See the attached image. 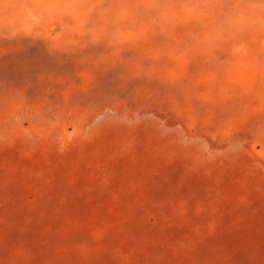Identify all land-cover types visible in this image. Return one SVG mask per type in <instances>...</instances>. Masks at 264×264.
Segmentation results:
<instances>
[{
	"label": "rangeland",
	"instance_id": "374dc122",
	"mask_svg": "<svg viewBox=\"0 0 264 264\" xmlns=\"http://www.w3.org/2000/svg\"><path fill=\"white\" fill-rule=\"evenodd\" d=\"M0 264H264V0H0Z\"/></svg>",
	"mask_w": 264,
	"mask_h": 264
}]
</instances>
